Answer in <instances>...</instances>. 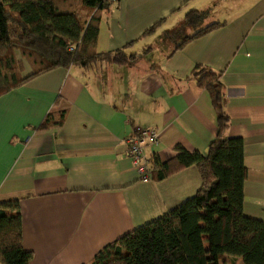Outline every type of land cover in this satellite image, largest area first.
Returning a JSON list of instances; mask_svg holds the SVG:
<instances>
[{"label":"crops","instance_id":"obj_1","mask_svg":"<svg viewBox=\"0 0 264 264\" xmlns=\"http://www.w3.org/2000/svg\"><path fill=\"white\" fill-rule=\"evenodd\" d=\"M193 10L205 15L187 22ZM116 50L132 59L58 68L0 96V201L19 200L30 264H87L195 194L193 166L139 181L126 140L154 130L144 155L161 162L178 146L205 154L216 117L187 80L196 66L221 75L227 136L242 140L247 168L243 214L264 220V0H116L100 13L96 51ZM55 109L66 110L63 124L38 131Z\"/></svg>","mask_w":264,"mask_h":264},{"label":"trees","instance_id":"obj_2","mask_svg":"<svg viewBox=\"0 0 264 264\" xmlns=\"http://www.w3.org/2000/svg\"><path fill=\"white\" fill-rule=\"evenodd\" d=\"M115 2L0 0V96L58 68L131 60L122 50L96 51L100 13ZM204 15L193 10L186 21L200 20ZM221 26L217 22L198 29L176 49ZM22 60L29 63L30 72L21 76ZM187 80L207 92L216 117V136L205 154L178 146L170 160L161 162L151 155L149 161L156 181L195 167L200 187L164 215L103 246L87 264H223L228 258L234 264H264V220L243 214L247 168L242 140L227 136L230 122L224 111L221 75L196 66ZM65 116L66 110L55 109L36 129L60 127ZM22 234L19 200H1L0 264H30L32 253L23 247Z\"/></svg>","mask_w":264,"mask_h":264},{"label":"built area","instance_id":"obj_3","mask_svg":"<svg viewBox=\"0 0 264 264\" xmlns=\"http://www.w3.org/2000/svg\"><path fill=\"white\" fill-rule=\"evenodd\" d=\"M157 139V133L154 130L137 129L134 134L130 135L126 140V155L131 160L139 181L146 182L151 179V163L144 155V147L147 144H156Z\"/></svg>","mask_w":264,"mask_h":264},{"label":"rangeland","instance_id":"obj_4","mask_svg":"<svg viewBox=\"0 0 264 264\" xmlns=\"http://www.w3.org/2000/svg\"><path fill=\"white\" fill-rule=\"evenodd\" d=\"M17 59H19V57H17ZM19 65H21L19 69L20 70L23 69L22 72H21V76L22 75H26V74H28L30 72L29 63L27 61H23L22 60L21 62H19ZM220 264H222V262H220ZM223 264H234V263L225 261Z\"/></svg>","mask_w":264,"mask_h":264}]
</instances>
